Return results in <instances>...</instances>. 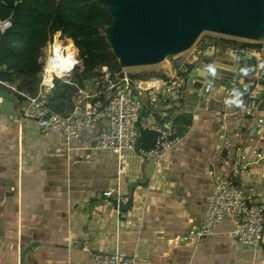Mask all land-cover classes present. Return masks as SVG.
Masks as SVG:
<instances>
[{
  "label": "crops",
  "instance_id": "0c3cea01",
  "mask_svg": "<svg viewBox=\"0 0 264 264\" xmlns=\"http://www.w3.org/2000/svg\"><path fill=\"white\" fill-rule=\"evenodd\" d=\"M252 53L263 56L264 48ZM200 55L201 75L218 66L214 88L201 96L197 78L167 110L157 106L156 125L164 123L182 137L161 165L135 151L120 156L96 150V136L107 121L67 142L49 122L23 115L25 100L15 99L19 115L0 113V264H96L97 251L116 249L143 264H264V245L238 244L230 219L211 236L190 234L200 227L213 194L212 163L225 161L227 150L220 143L225 111L243 105L225 89L238 58L214 49ZM156 71L175 74L170 65ZM0 89L12 93L3 81ZM193 92L204 100L199 106L187 102ZM254 112L264 119V105ZM244 129L246 145L264 152L260 133L249 121ZM249 152L241 181L264 202V157ZM108 191L112 196L105 195ZM131 196L129 209H119V201Z\"/></svg>",
  "mask_w": 264,
  "mask_h": 264
},
{
  "label": "built area",
  "instance_id": "2783aa9c",
  "mask_svg": "<svg viewBox=\"0 0 264 264\" xmlns=\"http://www.w3.org/2000/svg\"><path fill=\"white\" fill-rule=\"evenodd\" d=\"M11 26V17L0 20V34ZM212 34H215L214 38H201L198 47H196L197 40L189 50L178 54L183 56L179 63H176L175 58L169 61L171 70L173 73L175 71V74L161 71L157 76L135 78L125 71L116 72L112 77L115 81L110 87L111 92L108 97L105 96L104 90L90 93L94 90L78 88L77 102L68 116L55 113L49 107L53 81L58 78L64 83L77 85L73 78L81 67V58L72 39L64 37L63 34L53 33L42 48L39 59L42 66L41 83L37 94L30 95L8 82L3 83L11 89L15 98L24 97L26 104L22 110L23 115L33 120L49 122L59 130L67 142L79 139L85 128L107 121V125L96 136L94 143L96 150L120 156L127 151H135L145 161H153L156 165H161L166 153L176 148L182 137L164 127V123L161 127L156 125L152 118L157 106L163 105L167 110L172 106V102L182 98L190 82L195 84L198 81L197 78L202 80L201 96L208 95L212 91L213 77L218 66L210 65L204 75H201L205 68L202 67L199 56L205 50L209 52L212 49L218 52L223 50L238 58L229 68L233 77L225 89L228 94L237 95L236 86L244 84L249 100L246 105H241L230 112L225 111L220 136V143L227 150L225 161L212 163L210 177L214 182L213 194L200 227L192 230L190 234L198 238L211 236L216 232L221 221L230 219L233 223L234 240L245 247H257L264 245V202L256 201L253 188H250V192L245 190L241 176L251 162L249 150L256 158L264 157V152L257 147L251 148L246 145L244 129L249 121L250 127L256 129L260 133V138L264 139V119L256 118L254 112L258 105H264V62L258 59L251 79L245 82V72L250 71L249 60L255 57L252 48L240 44L246 39L223 33L212 32ZM108 76L111 78L110 73ZM106 80L108 81L109 77ZM145 113L148 114L147 118ZM229 118L234 119V124L228 122ZM147 122L149 128L158 132L156 144L150 148L144 147L141 139L142 125L146 126ZM112 193L108 191L105 195L112 196ZM95 262L96 264H143L135 256L123 255L118 249L97 251Z\"/></svg>",
  "mask_w": 264,
  "mask_h": 264
},
{
  "label": "trees",
  "instance_id": "16d2710c",
  "mask_svg": "<svg viewBox=\"0 0 264 264\" xmlns=\"http://www.w3.org/2000/svg\"><path fill=\"white\" fill-rule=\"evenodd\" d=\"M9 17L12 18V26L0 34V81L8 82L20 91H25L26 78L38 80L42 70L39 61L41 49L55 32L72 39L82 59L84 72L76 76L82 86L102 66H108L111 75L122 71V65L103 33L112 23V16L107 6L97 0H0V20ZM240 44L252 49L261 48V45L246 41ZM257 62L256 57L249 60L250 71L245 72V82L251 79ZM61 83L60 79H55L49 95V107L55 113L68 116L74 104L65 105L67 87H61ZM66 85L73 88L72 96L78 92L74 85ZM235 90L237 101L246 105L249 100L246 85L238 84ZM19 98L21 102L25 100L22 96ZM157 137V131L149 127L142 128L144 147H153Z\"/></svg>",
  "mask_w": 264,
  "mask_h": 264
},
{
  "label": "water",
  "instance_id": "95a60500",
  "mask_svg": "<svg viewBox=\"0 0 264 264\" xmlns=\"http://www.w3.org/2000/svg\"><path fill=\"white\" fill-rule=\"evenodd\" d=\"M112 23L104 34L123 67L155 65L189 50L205 31L264 37V0H97ZM15 95L0 89V113L19 115ZM133 197L119 201L128 210Z\"/></svg>",
  "mask_w": 264,
  "mask_h": 264
},
{
  "label": "rangeland",
  "instance_id": "374dc122",
  "mask_svg": "<svg viewBox=\"0 0 264 264\" xmlns=\"http://www.w3.org/2000/svg\"><path fill=\"white\" fill-rule=\"evenodd\" d=\"M103 33H104V30H103ZM214 38L215 37V34H212V32H204L202 34V36L200 38H198V44H196V47L199 46V44H201V42H199V39L201 38ZM246 42H250V43H256L258 45H261V48H253V49H257L259 50V52H262L263 51V48H264V37L261 39V40H249V39H246L245 40ZM256 51V50H253V52ZM202 52V51H201ZM187 54V53H185ZM176 56V55H175ZM174 58L176 59V63H179L181 61V59L183 58V56H176ZM258 56H261L260 54H258ZM256 56V57H258ZM180 57V58H179ZM182 57V58H181ZM258 59L260 61H262V63L264 62V55L261 56V58L258 57ZM80 63H81V67H79V70H78V73L77 75H82L83 72H84V69H83V62H82V59H80ZM212 62V61H211ZM162 65H165L166 67L170 65V62L166 59L165 62H161L160 64H155V65H144V66H132V67H123L122 66V71H125L127 72L129 75H131L132 77H142V76H146L148 77L149 75H159V73L156 71V69H158L160 66ZM109 67L108 66H102L101 68L97 69L94 71L93 75H91L92 77L85 80V83H84V86H82L78 81H79V78L76 76L73 78V81L77 84V85H74L75 87L77 88H84L85 90L87 91H90V90H94V91H91L90 93H93L95 92L96 90H104V94L105 96L108 97V95L110 94L111 92V85L112 83L115 81L113 75H111V71H109ZM110 73L111 75V78L110 76H108ZM109 77V80L107 81L106 78ZM55 81V80H54ZM54 81H53V85H54ZM21 83V82H20ZM22 84V83H21ZM67 83H61V87H67V100H66V103L65 105H69V104H74L75 105V102H77V93L73 95V88L71 86H67L66 85ZM69 85V84H68ZM38 88H39V80H37L36 78H26V83L24 85V92L26 93H29L30 95H35L37 94L38 92ZM11 90V89H10ZM53 90V88H52ZM193 90V89H192ZM9 91V90H7ZM52 92V91H51ZM193 95L191 94H188L187 93V102L190 103L189 105L192 107V106H199L200 104H202L204 102V100H201L200 98H198L197 94L195 92L192 93ZM103 95V94H102ZM72 96V97H71ZM92 98V97H91ZM91 98H88V99H91ZM93 98H96L97 97H93ZM225 101V100H223ZM228 102H231L230 99L227 100ZM26 104V102L24 103V105ZM30 119V118H29ZM33 120V119H32ZM75 140V139H74ZM72 141V140H71ZM153 162V161H151ZM154 163V162H153Z\"/></svg>",
  "mask_w": 264,
  "mask_h": 264
},
{
  "label": "bare ground",
  "instance_id": "6f19581e",
  "mask_svg": "<svg viewBox=\"0 0 264 264\" xmlns=\"http://www.w3.org/2000/svg\"><path fill=\"white\" fill-rule=\"evenodd\" d=\"M208 31H209V30H208ZM209 32H213V31H209ZM203 33H204V32H203ZM203 33H202V34H203ZM216 33H218V32H216ZM202 34H201V35H202ZM201 35H200V36H201ZM200 36H199V37H200ZM199 37H198V38H199ZM197 40H198V39H197ZM174 56H175L174 54H168L167 57L165 58V60L167 59L168 61H171L172 59H174ZM165 60H164V61H165ZM164 61H163V62H164Z\"/></svg>",
  "mask_w": 264,
  "mask_h": 264
},
{
  "label": "clouds",
  "instance_id": "9594fccd",
  "mask_svg": "<svg viewBox=\"0 0 264 264\" xmlns=\"http://www.w3.org/2000/svg\"><path fill=\"white\" fill-rule=\"evenodd\" d=\"M205 32H208V31H205ZM214 33H216V32H214ZM232 36V35H231ZM200 38V37H199ZM240 38V37H239Z\"/></svg>",
  "mask_w": 264,
  "mask_h": 264
}]
</instances>
